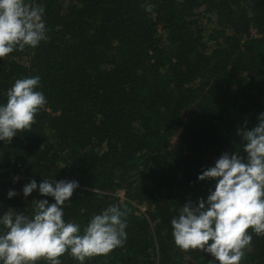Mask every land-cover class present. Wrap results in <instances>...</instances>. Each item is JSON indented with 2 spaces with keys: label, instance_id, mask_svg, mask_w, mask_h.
<instances>
[{
  "label": "trees",
  "instance_id": "16d2710c",
  "mask_svg": "<svg viewBox=\"0 0 264 264\" xmlns=\"http://www.w3.org/2000/svg\"><path fill=\"white\" fill-rule=\"evenodd\" d=\"M35 2L49 39L0 58V102L16 79L38 75L47 103L0 143V212L31 215L44 198L23 196L33 179L76 180L64 219L83 227L109 205L127 212L124 244L84 264H209L174 244L170 220L206 198L213 181L198 175L242 153L237 129L264 112V0ZM240 264H264V235Z\"/></svg>",
  "mask_w": 264,
  "mask_h": 264
},
{
  "label": "clouds",
  "instance_id": "9594fccd",
  "mask_svg": "<svg viewBox=\"0 0 264 264\" xmlns=\"http://www.w3.org/2000/svg\"><path fill=\"white\" fill-rule=\"evenodd\" d=\"M146 11L151 8L146 6ZM44 8L35 0H0V58L49 39ZM38 75L18 78L0 102V143L31 128L47 100L38 90ZM247 122H245L246 124ZM242 153L224 152L198 175L213 181L206 198L184 203L170 220L174 244L213 257L209 264H240L253 234L264 235V112L251 127L237 129ZM76 180L44 178L25 184V198L38 190L31 215L9 209L0 212V264H61L67 253L78 264L108 254L127 239V212L112 204L93 214L82 227L64 219L65 206L79 187ZM17 193L7 192L8 198ZM48 197L52 198V202ZM87 210L80 208L83 214ZM251 229V231H248Z\"/></svg>",
  "mask_w": 264,
  "mask_h": 264
},
{
  "label": "rangeland",
  "instance_id": "374dc122",
  "mask_svg": "<svg viewBox=\"0 0 264 264\" xmlns=\"http://www.w3.org/2000/svg\"><path fill=\"white\" fill-rule=\"evenodd\" d=\"M119 195L121 196L122 195V193L121 192H119ZM143 210V209H142Z\"/></svg>",
  "mask_w": 264,
  "mask_h": 264
},
{
  "label": "built area",
  "instance_id": "2783aa9c",
  "mask_svg": "<svg viewBox=\"0 0 264 264\" xmlns=\"http://www.w3.org/2000/svg\"><path fill=\"white\" fill-rule=\"evenodd\" d=\"M122 193V192H121ZM122 196V195H121Z\"/></svg>",
  "mask_w": 264,
  "mask_h": 264
}]
</instances>
